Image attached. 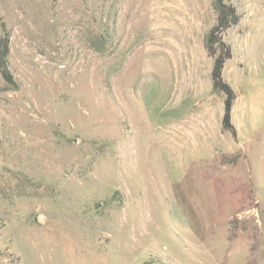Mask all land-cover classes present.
I'll list each match as a JSON object with an SVG mask.
<instances>
[{"label": "rangeland", "instance_id": "obj_1", "mask_svg": "<svg viewBox=\"0 0 264 264\" xmlns=\"http://www.w3.org/2000/svg\"><path fill=\"white\" fill-rule=\"evenodd\" d=\"M213 1L0 0V264H264V0H230L236 138Z\"/></svg>", "mask_w": 264, "mask_h": 264}, {"label": "trees", "instance_id": "obj_2", "mask_svg": "<svg viewBox=\"0 0 264 264\" xmlns=\"http://www.w3.org/2000/svg\"><path fill=\"white\" fill-rule=\"evenodd\" d=\"M213 9L216 14L215 23L205 35L204 46L208 56L212 59L210 71L212 89L223 96L221 127L236 138V129L231 121L232 105L236 94L222 76L226 61L232 57V50L230 45L224 41L223 35L227 29L239 22L240 15L230 0H214ZM0 29V76L8 89L15 90L18 86L8 62L10 36L1 19Z\"/></svg>", "mask_w": 264, "mask_h": 264}, {"label": "water", "instance_id": "obj_3", "mask_svg": "<svg viewBox=\"0 0 264 264\" xmlns=\"http://www.w3.org/2000/svg\"><path fill=\"white\" fill-rule=\"evenodd\" d=\"M42 217L41 216H38V221H41Z\"/></svg>", "mask_w": 264, "mask_h": 264}]
</instances>
